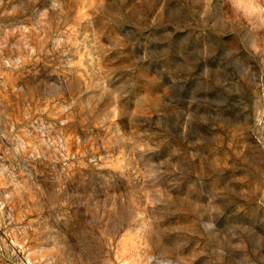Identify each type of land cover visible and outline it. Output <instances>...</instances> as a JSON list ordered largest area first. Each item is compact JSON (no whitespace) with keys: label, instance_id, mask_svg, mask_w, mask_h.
<instances>
[{"label":"rangeland","instance_id":"1","mask_svg":"<svg viewBox=\"0 0 264 264\" xmlns=\"http://www.w3.org/2000/svg\"><path fill=\"white\" fill-rule=\"evenodd\" d=\"M0 264H264V0H0Z\"/></svg>","mask_w":264,"mask_h":264}]
</instances>
